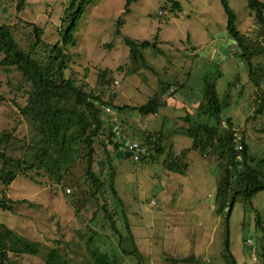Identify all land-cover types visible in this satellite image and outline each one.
Masks as SVG:
<instances>
[{
	"label": "rangeland",
	"instance_id": "obj_1",
	"mask_svg": "<svg viewBox=\"0 0 264 264\" xmlns=\"http://www.w3.org/2000/svg\"><path fill=\"white\" fill-rule=\"evenodd\" d=\"M168 1L137 0L132 2L126 14H123L125 0H94L86 6L74 31L75 42L66 46V50L73 54L70 66L77 73L78 83L94 89L98 71L105 70L114 78L110 90L117 95L118 90L134 104L142 105L149 97L151 84L140 79L144 75L153 80L155 77L144 70L140 74L127 71L131 64L130 49L124 38L153 42L157 35L156 45L163 54L148 48L144 56L158 69L159 76L172 78L171 88L178 90L173 79L176 74L165 73L167 76H163L160 69L180 72V67L185 66L188 59L192 62L193 76L202 78L206 74H220L216 80V91L225 106L224 116L232 119L233 127L241 135L244 132L252 155L257 159L264 158V112L252 117L256 93H264V55L253 59L251 67L233 54L212 57V39L220 36L226 27V14L220 0H176L181 4V11L170 13L166 9L167 14L159 17L157 12L168 5ZM69 2L27 0L25 8L16 12L15 0H0V21L14 26L23 48L28 39L26 35L32 31L28 24L43 27L44 42L55 44L60 41V31L65 28L61 18ZM229 5L236 15V27L249 37L264 42V27L256 22L247 1L229 0ZM192 50L196 55L188 57ZM201 52L204 54L198 57ZM250 70L256 72L253 78L249 76ZM24 89L27 87L19 73L12 68L6 71L0 68V95L6 102L0 101V133L15 130L18 115L13 101L23 104ZM226 93L229 96L225 99ZM178 95L176 91L169 103L175 104ZM115 100L121 103L118 97ZM160 124L161 119H158L148 128L156 130ZM171 128V124L164 127L167 132ZM15 135L18 138L26 136L27 143H30L28 122L25 121ZM166 143L178 151L189 147L191 139L172 135ZM187 156L188 168L184 176L165 169L166 154L152 164L134 162L132 157L119 159L115 164L116 189L124 202L136 243L145 255V264H204L206 260L209 261L207 264H233L225 252L226 240L238 264H264L263 257L258 256L257 260L249 258V252L242 245L243 239L255 240L256 231H259L255 227L257 216L264 221V190L247 202L236 199L226 225L227 209L223 213L216 209V187L222 161L211 152L204 157L198 151L190 150ZM82 167L81 162L74 164L67 180L76 178L80 181L83 178ZM40 173L36 182L21 175L12 182L7 195L11 199H28L33 206L24 205L13 214L0 210V223L30 240L41 242L45 248L58 246L71 264L91 263L86 246L88 226L91 225L90 228L97 230L102 237L95 246L97 243L99 248L114 251V257H119V250L107 230L100 229V224L96 229L95 224H88L87 218L76 215L73 203L84 201L90 187L87 184L71 187L68 181L65 185H54L43 171ZM178 182L183 189L175 194ZM86 207L82 209V215ZM45 248L37 256L10 255L7 264H43ZM190 256L198 259L199 263L180 262V259ZM124 263L130 264V260L126 259Z\"/></svg>",
	"mask_w": 264,
	"mask_h": 264
},
{
	"label": "trees",
	"instance_id": "obj_2",
	"mask_svg": "<svg viewBox=\"0 0 264 264\" xmlns=\"http://www.w3.org/2000/svg\"><path fill=\"white\" fill-rule=\"evenodd\" d=\"M93 1L70 0L61 18L62 25L65 26L64 31H60L61 39L55 44L44 42L43 27L28 24L32 31L26 35L28 39L23 48L14 26L7 21H0V68H12L21 75L27 87L23 91V104L13 101V110L18 115L15 130L0 133V210L13 214L24 205L33 206L28 199H11L7 195V189L18 176L36 182L43 171L52 184L65 185L70 168L81 162L83 178L80 181L71 178L68 184L71 187L87 184L90 190L84 201L73 203L76 215L87 218L88 224H95L96 229L100 224V229L107 230L120 254L119 257H113V254H116L114 251H105L99 248L97 243L95 246V242H100L102 237L97 230L95 232L91 229L90 225L89 229L87 228L89 239L86 242L91 256L90 264H125L126 259L130 260V264H145V255L136 243L124 202L116 189L117 166L113 164H117V160L113 159V156L122 146L120 140L113 142V147H109L107 141H114L120 134L130 138L129 141L137 139L148 151V159L141 158L138 163L152 164L166 154L165 169L180 175L187 171L188 164L185 160L190 150L198 151L203 156L209 152L215 154L223 163L217 179L216 209L219 213L227 209V215L224 217L226 225L236 199L241 198L247 202L256 193L264 190V158L257 159L252 155L244 132L241 135L242 150H237L232 120L224 116L225 106L216 91V80L220 74H206L202 77L200 99L194 112L184 119L186 126L169 133L146 131L134 123L131 124L127 117L137 113L142 119H146L157 114L166 104L162 95L174 97L176 94L177 90L171 88L172 82H164L161 91L141 106L116 102L117 94L110 90L114 78L105 70L98 71L94 89H90L87 84L78 83L77 73L70 66L73 54L66 50V46L74 44L77 23L86 6ZM135 1L137 0H125L123 14L130 11V5ZM246 1L256 22L264 27V2ZM26 3L27 0H15L16 12H21ZM220 4L226 14L229 38L235 41L229 46V54L237 56L251 67L253 59L264 55V42L249 37L236 27V15L229 5V0H220ZM162 8L166 12L168 9L170 13H175L181 11V4L176 0H169L168 5L165 4ZM156 40L157 35L153 42L124 38L125 45L130 49L131 64L128 72L135 74L141 70L154 71L153 66L146 60L144 51L152 48L155 52L163 54L157 47ZM255 75L256 72L250 70V78ZM228 96L226 93L225 99ZM0 101L6 104L2 95ZM105 111L111 115V129L103 123L106 119L103 114ZM263 112L264 93L259 91L256 93L252 117L255 118ZM223 119L228 127L222 126ZM25 121L30 126V143H27L26 136L18 138L15 135L16 130ZM178 133L191 139V147L174 155L172 146L166 143V139ZM238 156L241 159H238ZM100 161H103V167L98 164ZM68 192L64 194L67 195ZM85 206L87 207L82 215L81 211ZM255 227L259 230L255 234V247L258 255L264 258V221L259 216ZM246 240L243 239L244 245ZM44 248L41 242L30 240L0 223V264H7L10 255H40ZM45 249L42 255L43 264H71V260L62 254L58 246ZM225 252L232 263L236 264L228 240ZM180 262L199 263L194 256L180 259Z\"/></svg>",
	"mask_w": 264,
	"mask_h": 264
},
{
	"label": "crops",
	"instance_id": "obj_3",
	"mask_svg": "<svg viewBox=\"0 0 264 264\" xmlns=\"http://www.w3.org/2000/svg\"><path fill=\"white\" fill-rule=\"evenodd\" d=\"M226 31L227 30H226V27H225V29L221 32V34H224ZM221 34H220V36L214 37L212 39V44L214 42H219V45H225V44L228 43V37H226V36L225 37H221ZM203 54L204 53L201 52L200 54H198V57H199V55H203ZM228 54H229V47L227 48V52H225V53H221L220 52L218 57L219 58L221 56L226 57ZM195 55H196L195 51L192 50V52H190L188 57H192V56H195ZM184 65L185 66H181L180 69H179L180 72L184 71L183 73H181V75H179L180 72H173L170 69H169L170 71H167L166 69H163V70L160 69V71L162 72L163 76H167V75H165V73L166 74L167 73H169V74L174 73L177 76L176 78H173L176 81V82H174V85L178 88L177 94L180 95V96L178 95L179 97L175 98L176 103L175 104L169 103V100L172 97H170L168 99L167 98L168 94H164V95H162V99L166 101V104L159 110V112L157 114L152 115L149 118H146L147 121H145L146 119H142L137 113H132V114H130L127 117V119L130 121L131 124L134 123L137 127L141 128V129H144L146 131L152 132V133L153 132H160V131L167 132V130L164 129V127L166 125H170V124L172 125V128H171L170 132L173 131V130H177V129L178 130L179 129H183L186 126V123L184 122V119H186V117L189 114H192L194 112V110H195V108L197 106V101L200 99L201 90H202V78H201L200 75L197 76V77H200V78H197L196 76L192 75V73H191L192 62L189 59L184 63ZM153 68H154V71H150V70H144V71H147V72H150L151 74H153L154 75L153 77H155L154 80L152 78L149 79L147 77V75L142 76V78L140 79L141 81H146L147 83L151 84L150 85L151 88L149 89V94H148L149 97H148V99L151 96H153L155 93L161 91V87H162V84L164 82H171L170 80H172V78H161L159 76L160 74H159L158 69L156 67H153ZM139 72H138V74H140ZM125 73L128 74L126 71H125ZM135 74H137V73H135ZM118 85L120 86V83ZM117 93H118V95L116 96V98L118 97V100H121V103H119V104L129 103V104H132L134 106H141V105L134 104L122 92H119L117 90ZM113 114H115V117H116V113L113 112ZM158 119H161V124L158 126V128L156 130H149V128H148L149 125L153 124ZM168 133H169V131H168ZM120 136H121L120 140H122V139H128L129 140L130 139V138H127L126 136L121 135V134H120ZM173 136L179 138V137L184 136V135L178 133V134H175ZM178 142L179 143L181 142L180 139H178ZM171 146H172V149H171L172 153L174 155H178L181 151L190 149L191 144H190L189 147L180 149L178 151H174V146L172 144H171ZM185 161L187 162V159ZM187 164H188V162H187ZM212 165H213V163H212ZM184 175H181V176H184ZM176 188L178 190L174 191L175 194L178 191H182V189H183V187H181V184H179V182H178V186ZM247 239H249V238H247ZM242 245H243L244 250L249 252L248 251V247L246 245H244V244H242ZM256 253H257V257H258L259 255H258L257 249H256ZM249 258H251L250 253H249ZM236 264H238V263L236 262Z\"/></svg>",
	"mask_w": 264,
	"mask_h": 264
},
{
	"label": "built area",
	"instance_id": "obj_4",
	"mask_svg": "<svg viewBox=\"0 0 264 264\" xmlns=\"http://www.w3.org/2000/svg\"><path fill=\"white\" fill-rule=\"evenodd\" d=\"M158 16L163 17L167 14L164 10H159L157 12ZM115 84H118V82H115ZM223 127H228L227 122L225 119L222 121ZM232 131L234 132V143L236 144L237 150L240 152L242 150V144H241V133H239L234 127H232ZM128 150L132 152L131 157L133 161L137 162L141 158L148 159V151L145 146L141 144V142L137 140L131 139L129 141ZM238 159H241L240 156H238ZM154 204V202H153ZM246 246L249 248L250 256L253 260H257V253H256V247L254 244V240L247 239L246 240ZM209 261L206 260L204 264H207Z\"/></svg>",
	"mask_w": 264,
	"mask_h": 264
},
{
	"label": "water",
	"instance_id": "obj_5",
	"mask_svg": "<svg viewBox=\"0 0 264 264\" xmlns=\"http://www.w3.org/2000/svg\"><path fill=\"white\" fill-rule=\"evenodd\" d=\"M225 36L228 37V43L227 44H225V45H219V42H214L212 44V57H215V56L218 57V55H219L220 52L221 53L227 52V48L230 45H232V44L235 43L234 40H232V39L229 38V32L228 31H226L224 34H221V37H225ZM228 55H230V54H228ZM4 71H6V69ZM103 114H104V116H106V119L103 120V123L106 124V125H108V128L111 129L112 126L109 123V120L111 119V115L110 114H107L106 111ZM120 138H121V136L120 135H117V137L114 139V141L109 140V141H107V144L109 146L113 147V142H118L120 140ZM104 142H105V140L103 139L102 140V143H104ZM120 143H121V146L122 147L119 148L118 151H116V153L113 156V159H116V160H119V159H122V158L128 159L129 157H131V154H132V152L127 149L128 148V145H129V141L127 139H122L120 141ZM98 164L100 166L103 165V161H100ZM113 166H115V164H113ZM113 257H114V255H113Z\"/></svg>",
	"mask_w": 264,
	"mask_h": 264
},
{
	"label": "flooded vegetation",
	"instance_id": "obj_6",
	"mask_svg": "<svg viewBox=\"0 0 264 264\" xmlns=\"http://www.w3.org/2000/svg\"><path fill=\"white\" fill-rule=\"evenodd\" d=\"M128 140V139H127ZM121 141V140H120ZM129 141V140H128Z\"/></svg>",
	"mask_w": 264,
	"mask_h": 264
}]
</instances>
